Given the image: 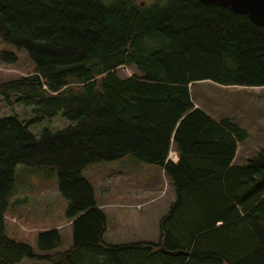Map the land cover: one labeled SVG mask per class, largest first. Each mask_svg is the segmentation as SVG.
Wrapping results in <instances>:
<instances>
[{
  "label": "trees",
  "instance_id": "obj_1",
  "mask_svg": "<svg viewBox=\"0 0 264 264\" xmlns=\"http://www.w3.org/2000/svg\"><path fill=\"white\" fill-rule=\"evenodd\" d=\"M0 39L36 65L0 94L71 122L36 136L17 118L0 119V264H264V148L235 166L248 133L191 96L206 80L264 87V27L197 0H0ZM129 67L137 73L121 78ZM127 155L159 166L175 186L159 243L104 242L107 217L82 171ZM18 165L57 170L69 250L55 252L57 229L38 236L44 255L6 236Z\"/></svg>",
  "mask_w": 264,
  "mask_h": 264
},
{
  "label": "rangeland",
  "instance_id": "obj_2",
  "mask_svg": "<svg viewBox=\"0 0 264 264\" xmlns=\"http://www.w3.org/2000/svg\"><path fill=\"white\" fill-rule=\"evenodd\" d=\"M35 68L26 50L0 39V85L29 75ZM136 73L134 67L118 70L121 78ZM191 96L194 103L215 120L230 119L248 133L247 139L238 145L235 166L245 165L249 158L264 148V87H227L206 80L191 87ZM35 109L34 105L21 101L16 93L9 94L8 98L0 94V119L17 118L28 125L36 136H40L44 129L58 132L71 124L63 113L48 118L36 113ZM16 175V190L10 199L5 221L6 236L30 245L37 255H44L38 248V236L47 230L57 229L62 237V245L55 252L69 250L74 242L73 227L67 217L69 203L59 191L57 170L18 165ZM82 176L93 186L97 204L104 206L100 208L109 215L108 230L113 238L119 221L110 216L112 211L135 215L142 213L141 208L151 207L148 217L151 219L155 217L152 215L154 210L166 208L174 192L176 195L173 182L159 166L131 155L89 165L82 171ZM119 205H127L128 209ZM153 223L155 221L148 220L147 227L151 228ZM121 242L137 241L125 237ZM20 264L51 263L25 259Z\"/></svg>",
  "mask_w": 264,
  "mask_h": 264
},
{
  "label": "crops",
  "instance_id": "obj_3",
  "mask_svg": "<svg viewBox=\"0 0 264 264\" xmlns=\"http://www.w3.org/2000/svg\"><path fill=\"white\" fill-rule=\"evenodd\" d=\"M195 105L196 107H199L196 103ZM170 200L171 201L168 202V205H165L166 208L163 209L159 208L154 210L152 215H155V217H151V219L148 218L149 215H151L150 213L151 207H147L144 210H140L142 213H136L135 215H123L121 213H118L117 211H112L110 213V216L119 221L118 228L115 231V238L110 237L109 235L110 234L108 230L109 215L105 213L107 217V231L104 235V242L106 244H113V245L122 244L121 242L122 239L128 237L130 239H133V241H137V242L157 243L159 241V222L167 214L171 204L176 200L175 192H174V197ZM100 207L104 208V206H100ZM119 207L125 208L122 205H119ZM140 211H135V212H140ZM148 220L151 222L155 221V224L153 223L154 225H152L151 228L147 227Z\"/></svg>",
  "mask_w": 264,
  "mask_h": 264
},
{
  "label": "water",
  "instance_id": "obj_4",
  "mask_svg": "<svg viewBox=\"0 0 264 264\" xmlns=\"http://www.w3.org/2000/svg\"><path fill=\"white\" fill-rule=\"evenodd\" d=\"M189 2L194 0H177ZM203 4L229 8L232 12L248 16L257 26L264 27V0H197ZM182 255V252L173 253Z\"/></svg>",
  "mask_w": 264,
  "mask_h": 264
},
{
  "label": "built area",
  "instance_id": "obj_5",
  "mask_svg": "<svg viewBox=\"0 0 264 264\" xmlns=\"http://www.w3.org/2000/svg\"><path fill=\"white\" fill-rule=\"evenodd\" d=\"M173 161L174 162H177L178 161V158L175 156V157H173Z\"/></svg>",
  "mask_w": 264,
  "mask_h": 264
}]
</instances>
